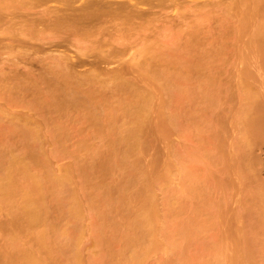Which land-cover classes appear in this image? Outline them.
<instances>
[{
    "label": "rangeland",
    "instance_id": "rangeland-1",
    "mask_svg": "<svg viewBox=\"0 0 264 264\" xmlns=\"http://www.w3.org/2000/svg\"><path fill=\"white\" fill-rule=\"evenodd\" d=\"M201 3L113 60L55 40L98 77L0 74V264H264V35Z\"/></svg>",
    "mask_w": 264,
    "mask_h": 264
},
{
    "label": "bare ground",
    "instance_id": "bare-ground-1",
    "mask_svg": "<svg viewBox=\"0 0 264 264\" xmlns=\"http://www.w3.org/2000/svg\"><path fill=\"white\" fill-rule=\"evenodd\" d=\"M114 1L115 0H4V1L0 0V74L2 76L6 77V79L8 78V80H9V77H11V76L12 77L14 76V78H16L17 76L19 77L22 74L20 76V77H22L24 75L26 69L24 70V72L21 71L22 73L20 75H17L19 73L16 74L17 71L13 67H17L19 65L21 59H23L24 57L26 58L27 55L34 52L36 54V55L33 54V55H35V57L33 56L35 59L40 58L42 62L44 60L47 61L49 59V60H51V63L55 62L54 64H58V65L64 67L63 69H65V72L69 75V77L71 79H77V78L79 79L81 77H85V78H87V77H92V78L98 77V74L99 73L101 74V71L96 69V66L100 62L104 63L105 60H107V59L109 61L111 55L116 56V55H118V53L120 54L124 51L121 48H120L121 51H120V49L117 50V48H115L116 49L115 51L113 49L114 52H112V51H108V53L105 52V50L103 49V46H101V44L103 43L104 39L106 40V38L104 37V35H105L104 33L106 31L110 32L112 30H117L116 33L118 32L117 33L118 39L121 40V41L120 40H118V41L119 42L124 41L126 43L125 39L127 40V38L129 37V35L132 32H138L139 33L142 31L143 32L149 31L151 29V27H153V28L156 27V24H155L156 22L157 23L161 22V21H159V19H162V22L164 19L165 22H168L167 25L171 24V21H168L170 18L169 15H171L170 11H169V13H167L168 10H166L164 12L162 10L163 13H161V11L159 12L158 10H156V11H158V13L155 10H152L153 12H151V9H154L156 7V5L158 7L160 6L162 8L163 6L165 7V5L169 2L170 3L169 5L172 4L171 10L173 11V8H174V10L176 11L175 13L178 16V18L180 16H181V18H182V16L185 17V13L188 14V11L190 12V10L198 11L200 8L199 6H198L199 8L196 5L194 6L193 0H145V2H144V0H116L115 2ZM154 1H156V5L154 4ZM201 1H202L201 4L203 6L208 5V3H209V6L212 10H214V7H218V8L219 7H225V9H226V7H228V9L231 7V8H235V9L239 8L241 10L243 8L245 9V5L247 7V4H249V2H250L252 7L251 6L250 7L248 6V7L253 8L255 10L252 9L253 11L250 12V10H251L250 9L249 14H245L246 17L248 15V18H247V22H244L243 26L246 27L245 24L248 23V20L255 27H256V23H259V25H257L256 28L253 27L252 32H254V36L257 34L259 35V33H262V35H264L263 34L264 33V19H263L264 17L262 18V16H263L262 13H264V0H213V1L211 0V2H208V0H201ZM50 2H53V4L49 5ZM40 3L42 5L43 4L44 5L42 6L41 11L39 10L40 13L37 10V13H39L38 16L30 17L31 15L29 13H28V15H26L27 11L29 12V10L31 11V9L36 8L35 6L38 7V4L40 5ZM151 4L154 5V8H153V6H151ZM161 8H159V9L161 10ZM192 8H194V9H192ZM149 10H150L151 15L148 13V15L146 16V14H147L146 11L149 12ZM246 11H247V9H246ZM22 13H25V14H22ZM243 13L244 12H242V14ZM23 15L29 16V18L24 17ZM176 15L174 14V16H176ZM143 16H146V18H144ZM241 17L242 16H240V18ZM243 17H244V14H243ZM181 18H179V21L183 19V18L182 19ZM241 20H240V22H242ZM244 21H246V20H244ZM162 22H161V24H162ZM165 22H163L164 26H165ZM158 25H160V24H158ZM161 27H162V25H161ZM162 29H164V28H162ZM246 29L248 30L249 27ZM241 30H240V32H241ZM248 31H250V30H248ZM259 31H261V32H259ZM242 32H243V30H242ZM96 36L97 37L103 36V37H101L102 39L100 38L101 42L98 40V38L96 39V41L98 40L97 43L100 42L101 48H99V46H97L98 48L95 47V43L93 42L92 38H95ZM250 37L252 38L253 34H252V36L250 35ZM68 38L69 39L71 38L74 41H76V43L84 46L80 49H78L79 47H77V49L79 50V51L78 50L77 51L78 52L81 51L80 55H82L83 57H86V58L90 57L91 58V55H93L91 53H94V51L96 53V50H98L99 53H97L98 54L97 58L100 55L102 58H105V60L103 59L104 61L102 60V61L98 62L96 60L92 61V59H91L90 61L87 62L88 63L87 66H90V67L94 66V62L95 61L97 62V63L95 62L97 65L92 68L93 70L90 71V69H89L88 71L84 70V72L79 71V73H77L76 67L80 66V63H79L80 60L78 61L76 58L78 56L80 57V55L75 57L76 60L74 61V55L75 54H71V53L67 52V49H66L67 47L66 48L57 47V46H59L60 43L57 42L58 43L57 44L55 42V40H57V39L62 40V41L63 40L68 41L69 40ZM142 38H144V37H142ZM251 38H250L251 43H253V41L254 42L258 41L257 39L254 40ZM256 38H259V37H256ZM105 40H104V42L106 43ZM94 41H95V39H94ZM33 42H36L37 44H34ZM71 42H72V40H71ZM71 42H69V43H71ZM263 42H264V39L262 40V43L261 42L260 43L263 44ZM38 43H40V44H38ZM62 44H63V42H62ZM54 45H56L57 48L54 47ZM103 45L105 46V44H103ZM22 46H25V49H23ZM65 46H66V44H65ZM70 46H71V44H70ZM141 46H142V44H141ZM123 47H126V46H124V44H122V48ZM20 48H22V49H20ZM40 50L42 51L41 55H40V52H41ZM12 52H15L14 55H11ZM9 54L11 56H9ZM30 56L27 58L32 57V56L31 57ZM115 56H112V57H115ZM18 57H21V59L19 58L20 59L19 60ZM101 57H99V59ZM40 59L38 60V63H40ZM30 60H32V59H30ZM110 60H113V58H111ZM6 62H10V64H8V68L12 66L8 70L4 69V65L5 64L7 65ZM30 62L33 65V62L32 61H30ZM30 62H29V64H27L28 65V68H27L28 71L27 72H29V74L28 73L25 74L26 77H27V75L30 76V72H32L33 71L32 69H34V68H31L32 66H29ZM48 62H50V61H47L46 63H48ZM81 62H83V59ZM41 64L44 65V63H41ZM81 64H83V63H81ZM21 65H22V63H21ZM84 65H85V63H84ZM18 67L16 68L17 70H18ZM6 68H7V66H6ZM12 68H13V70H12ZM24 68H26V67L24 66L23 69ZM97 70L99 71V73ZM46 71H47V69H46ZM36 72L35 73L32 72V73L36 74V75H34V74L33 75L37 76V77L38 76L41 77V73H39V72L36 73ZM42 72H45V71H42ZM32 73H31V76H32ZM62 75H64V73H62ZM67 76L65 78H69ZM24 77L25 76H23V78ZM38 79H40V78H38ZM38 79H37V81H38ZM7 84H8V82H7Z\"/></svg>",
    "mask_w": 264,
    "mask_h": 264
}]
</instances>
